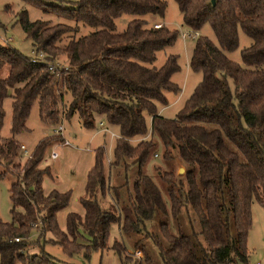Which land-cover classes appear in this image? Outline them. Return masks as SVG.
Here are the masks:
<instances>
[{
	"label": "trees",
	"instance_id": "trees-1",
	"mask_svg": "<svg viewBox=\"0 0 264 264\" xmlns=\"http://www.w3.org/2000/svg\"><path fill=\"white\" fill-rule=\"evenodd\" d=\"M19 1L73 24L30 21L21 9L16 22L42 60L0 44V69L7 68L0 77V128L3 100L10 98V135L0 136V176L14 177L10 220H0V264H59L42 250L28 252L32 232L37 241L48 233L46 240L67 255L82 251L88 258L106 248L111 223L123 233L142 232L162 264H248L249 207L255 201L264 209V0H174L182 23L196 32L207 24L216 43L194 39L188 66L201 79L171 118L157 106L167 105V93L179 92L170 80L179 70L176 56L151 64L177 31L133 18L113 32L121 14L161 18L163 0ZM77 23L95 30L75 37ZM238 29L250 39L239 51L241 64L224 54L236 48ZM59 57L64 65L56 62ZM34 102L39 121L52 130L73 115L85 129H93L96 119L115 129L108 162L103 146L92 150L77 197L82 214L67 212L63 229L56 213L67 206L70 191L44 193L43 178L54 175L40 166L45 148L63 137L46 134L19 160L15 135L27 130ZM158 155L161 162L152 170L161 186L144 170ZM137 246L140 259L144 253ZM111 247L125 264L129 254L122 242L113 240Z\"/></svg>",
	"mask_w": 264,
	"mask_h": 264
},
{
	"label": "rangeland",
	"instance_id": "rangeland-1",
	"mask_svg": "<svg viewBox=\"0 0 264 264\" xmlns=\"http://www.w3.org/2000/svg\"><path fill=\"white\" fill-rule=\"evenodd\" d=\"M165 2V9L163 16L161 18L145 14V15H132V14H121L113 20L114 29L113 32H121L127 21L133 18H142L147 21V25H164L171 30H176L177 35L172 44L163 47L155 53V59L151 65L158 67L160 66L165 57L168 54H174L176 56V63L179 66V70L173 73L170 77V80L177 84L179 87V92L176 95L171 93H167V105L166 106H157L158 113L165 117L171 118L174 116L176 111L182 106L184 100L188 97V95L193 90L194 86L201 79L200 72L192 71L188 66V59L190 56V52L193 46L194 39L199 36L207 37L213 43H216L215 37L207 24H204L198 31L197 36L195 38H182L180 33L181 31L189 30L181 20V15L177 9L176 3L174 0H163ZM21 9H25L27 11L28 19L35 20H48L50 23L63 22L69 25H72V21L64 20L60 17H56L53 14H47L41 12L39 9L24 4L19 0H0V44L7 45L9 47L15 48L21 51L23 54H27L30 56H36L30 50L29 40L25 39L23 32L21 31L18 23L16 22L17 12ZM155 21V22H154ZM154 22V23H153ZM78 24V30L75 34L76 36L84 35L89 32L95 30V28L84 25L81 23ZM66 41L65 37L63 41ZM250 43V39L243 34L239 29L237 30V46L232 51H225L224 54L226 57L238 64H241L239 51L242 47L247 46ZM39 56V54H38ZM43 58V54L42 57ZM62 57H59L56 62L59 65H64L62 63ZM7 72L6 66L0 69V77H3ZM70 96L68 93H65L63 98V103L66 105L69 102ZM3 110L4 116L2 120V126L0 128V136L7 137L10 135L9 133V119H10V98L6 97L3 100ZM98 119L95 120L93 129H85L83 128L78 120L76 115L71 116L68 120H62L58 124L63 128V136L77 148L74 150H80L88 148H96L97 146H103L104 149V157L105 162H108L111 158V149L114 143L115 129L107 127L105 124L99 126ZM146 125H149V118L145 116ZM57 124V125H58ZM26 131L19 132L15 135L16 139L19 142L24 144V148L29 154L30 151L34 148L36 142L46 134L52 133V126L49 124H44L38 119L37 114V104L33 103L27 120L25 122ZM103 128L106 130L104 131ZM97 132L93 137L94 139L89 140V136L93 132ZM21 144V143H20ZM73 147V146H72ZM64 146L60 143H52L49 144L43 154V158L40 162V166H49L52 174V161L48 154L49 151L54 150L58 154V158H61L64 155ZM69 148V147H67ZM87 154L88 152L85 151ZM20 159L22 160L26 156L20 151ZM161 162V158L158 156L150 157L145 165V173L153 177V180L157 185L159 182L154 177V172L152 170V165H157ZM66 165V173L69 175L73 171H76L75 163L72 159H68L65 163ZM178 173H182L181 165H178ZM74 169V170H73ZM181 169V170H180ZM3 171V167L0 165V173ZM134 167L131 168V173H134ZM47 177L43 178L42 182L46 180ZM14 177L10 173H5L0 176V220L3 222H8L10 220L9 208L10 202L8 198V189L10 183L13 181ZM161 186V185H159ZM163 192V190H162ZM163 194V193H162ZM75 204L80 205L75 201ZM250 219L251 223L246 235V250H247V261L248 264H253L254 262H258L259 264H264V209L255 201H252L249 207ZM194 228H197L196 224H194ZM145 226L149 227L148 223H145ZM64 224H60V228L63 229ZM51 236L47 233L44 237L40 236L37 241V234L32 232L28 240L34 242L33 245L28 247L29 253H37L40 250L46 252L51 256L59 264H121L119 261V257L116 252L112 249L111 245L113 240H117L122 242L123 246L126 249V253L129 254V259L125 264H162L156 248L153 244L148 240L149 238L144 237L142 232L137 233H123L119 230L116 223H111L109 226V235L107 240L106 248L102 250H94L91 251L88 258L83 256V252H75L71 255H67L61 251V248L52 242L46 240ZM37 241V243H36ZM82 244H85V240H80ZM137 243V247L140 250H143V255L140 259H136L135 255H138V252H134V244ZM147 257V260L145 259Z\"/></svg>",
	"mask_w": 264,
	"mask_h": 264
},
{
	"label": "crops",
	"instance_id": "crops-1",
	"mask_svg": "<svg viewBox=\"0 0 264 264\" xmlns=\"http://www.w3.org/2000/svg\"><path fill=\"white\" fill-rule=\"evenodd\" d=\"M96 133H97L96 131L93 132L89 136V140L94 139L93 137L96 135ZM61 136L63 137V140L67 141L66 145L61 144L62 146L65 147L64 155L61 158H58V154L56 153L57 156L53 159L51 164L53 168V173H55L54 179L52 180L46 178V180L42 182L44 193L48 192L51 189H55L60 192L65 190L70 191V198L67 206L57 211L56 213V220L59 227L60 224H64V216L67 212L73 211L78 214H82V210L79 208L77 204H75V201L77 202V197L83 191L85 175L87 170L90 168L92 164V150H93V148L91 149L88 147H86L85 149L79 148L80 150H74L77 147L73 145L71 142H69L66 138H64L63 133L61 134ZM20 143L24 146L22 142ZM85 151H87L88 153L86 154ZM68 159H72V161L75 163V168H76V171H73L69 175L66 173L67 167L65 165Z\"/></svg>",
	"mask_w": 264,
	"mask_h": 264
},
{
	"label": "built area",
	"instance_id": "built-area-1",
	"mask_svg": "<svg viewBox=\"0 0 264 264\" xmlns=\"http://www.w3.org/2000/svg\"><path fill=\"white\" fill-rule=\"evenodd\" d=\"M153 26L154 27H157L159 25L158 24H154ZM180 35H181L182 38H195L198 34H197L196 31H192V32L190 31L189 32L187 30H184V31H181ZM38 54H39V56H38ZM38 54L36 56H30L29 55L30 60H42V58H41L42 57V53H38ZM47 69L48 70H51L52 69V65H48ZM52 133L61 135L62 134V127H61V125H59V124L56 125L53 128ZM60 144L66 145L67 144V141L64 140ZM20 151L23 153V155H25L26 157H28L29 154L27 153L26 149L24 148V146L22 144L20 145ZM56 156H57V154H56V152L54 150H51L49 152V157L51 159H54ZM253 264H259V263L258 262H254Z\"/></svg>",
	"mask_w": 264,
	"mask_h": 264
},
{
	"label": "water",
	"instance_id": "water-1",
	"mask_svg": "<svg viewBox=\"0 0 264 264\" xmlns=\"http://www.w3.org/2000/svg\"><path fill=\"white\" fill-rule=\"evenodd\" d=\"M181 170V169H180Z\"/></svg>",
	"mask_w": 264,
	"mask_h": 264
}]
</instances>
